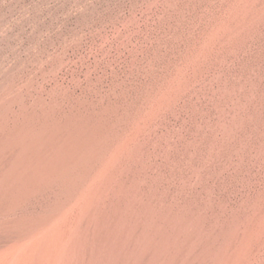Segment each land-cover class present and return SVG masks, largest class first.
Returning <instances> with one entry per match:
<instances>
[{
    "label": "bare ground",
    "instance_id": "bare-ground-1",
    "mask_svg": "<svg viewBox=\"0 0 264 264\" xmlns=\"http://www.w3.org/2000/svg\"><path fill=\"white\" fill-rule=\"evenodd\" d=\"M129 1L13 0L0 38L13 68L0 72V264H264V184L207 223L191 212L230 146L192 133L187 111L209 67L260 47L264 0H207L168 26L176 37L132 43L123 62L75 58L73 32Z\"/></svg>",
    "mask_w": 264,
    "mask_h": 264
},
{
    "label": "rangeland",
    "instance_id": "rangeland-1",
    "mask_svg": "<svg viewBox=\"0 0 264 264\" xmlns=\"http://www.w3.org/2000/svg\"><path fill=\"white\" fill-rule=\"evenodd\" d=\"M206 2L130 0L122 9L106 10L102 17L88 19L84 28L73 32L70 42L74 40L75 43V58L94 63L116 57L123 62L125 57H118V53H131L135 50L133 44L138 47L168 33L169 38L176 37L168 26L175 20L188 22L200 13L199 9ZM11 24L13 0H0V38L4 42L10 39L7 29ZM262 35L257 50L240 56L235 51L231 57L223 59L221 63L225 65L221 68L209 67V74L203 76L204 81L197 86L194 102L187 106L192 133H203L206 137L218 135L227 139L230 146L223 151L217 168H209V175L217 178L215 185L208 186L211 193L203 199L199 195L193 197L190 210L206 223L212 218L217 203L224 205L226 213L237 194H244L256 184H264V33ZM0 72H13V68L0 64ZM245 82L252 83L251 97L247 96ZM231 107L236 109L238 122V134L234 139L224 131V124L233 119L229 112Z\"/></svg>",
    "mask_w": 264,
    "mask_h": 264
}]
</instances>
